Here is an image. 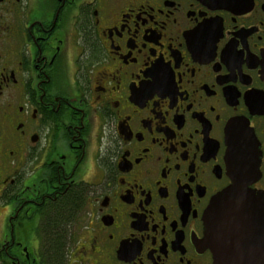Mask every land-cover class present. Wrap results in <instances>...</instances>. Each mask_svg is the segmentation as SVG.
<instances>
[{
	"label": "flooded vegetation",
	"instance_id": "obj_1",
	"mask_svg": "<svg viewBox=\"0 0 264 264\" xmlns=\"http://www.w3.org/2000/svg\"><path fill=\"white\" fill-rule=\"evenodd\" d=\"M262 70L264 0H0V264H214L230 153L264 193Z\"/></svg>",
	"mask_w": 264,
	"mask_h": 264
},
{
	"label": "water",
	"instance_id": "obj_2",
	"mask_svg": "<svg viewBox=\"0 0 264 264\" xmlns=\"http://www.w3.org/2000/svg\"><path fill=\"white\" fill-rule=\"evenodd\" d=\"M264 75V70H262ZM246 153H230L234 158L232 167L235 176L232 183L210 201L204 213V241L210 235L223 237L227 240L219 247V256L214 264H264V230L255 228L248 229L242 224L243 218L249 214L256 213L255 220H264V193H252L245 188V185L238 179L240 172L248 173L247 167L238 164V159L245 158ZM244 206L246 207L244 209ZM252 213V214H254ZM223 226L219 231L214 228ZM250 228V227H249Z\"/></svg>",
	"mask_w": 264,
	"mask_h": 264
},
{
	"label": "trees",
	"instance_id": "obj_3",
	"mask_svg": "<svg viewBox=\"0 0 264 264\" xmlns=\"http://www.w3.org/2000/svg\"><path fill=\"white\" fill-rule=\"evenodd\" d=\"M70 212V211H69ZM72 220L71 216L63 217L60 213L53 216L52 222V258L56 259L62 253V244L66 241L69 234V227L66 222Z\"/></svg>",
	"mask_w": 264,
	"mask_h": 264
},
{
	"label": "rangeland",
	"instance_id": "obj_4",
	"mask_svg": "<svg viewBox=\"0 0 264 264\" xmlns=\"http://www.w3.org/2000/svg\"><path fill=\"white\" fill-rule=\"evenodd\" d=\"M78 226H79L78 222L77 221H73V223L69 227V231L72 232L75 235L77 233V231H78Z\"/></svg>",
	"mask_w": 264,
	"mask_h": 264
}]
</instances>
